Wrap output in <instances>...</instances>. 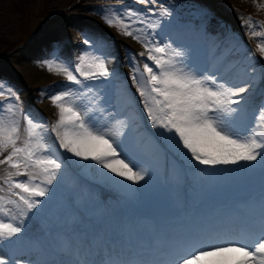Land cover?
<instances>
[{
  "label": "snow or ice",
  "instance_id": "1",
  "mask_svg": "<svg viewBox=\"0 0 264 264\" xmlns=\"http://www.w3.org/2000/svg\"><path fill=\"white\" fill-rule=\"evenodd\" d=\"M134 2L144 8L110 9L102 19L145 50L129 56L135 94H116L115 70L98 48L75 62H43L68 82L40 93L58 109L54 123L25 112L0 81V193H7L0 194V264H264V211L253 212L264 209V196L213 212L190 207L187 196L220 174L264 167V65L238 70L227 56L194 58L190 45L158 31L172 16L164 3ZM243 23L253 29L252 17ZM250 36L261 39L264 59V31ZM167 156L181 161L173 183L185 190L173 211L144 217L110 210L105 188L134 201ZM85 169L101 182L90 183ZM57 193L64 211L53 222L42 210Z\"/></svg>",
  "mask_w": 264,
  "mask_h": 264
},
{
  "label": "rangeland",
  "instance_id": "2",
  "mask_svg": "<svg viewBox=\"0 0 264 264\" xmlns=\"http://www.w3.org/2000/svg\"><path fill=\"white\" fill-rule=\"evenodd\" d=\"M159 2L164 3L172 12V16L164 23L171 20L179 22L181 26L184 24L187 26L185 31L194 36L196 30L201 28L197 27L196 20L215 14L227 24H231L238 38L240 36V39L248 45V53L244 52L241 45H238L234 51L232 46L226 49L232 41L229 44L223 34L215 35L214 40L207 44L203 40L177 38L183 44H190L184 40L195 42L197 46L192 47L194 58L200 56L201 59L212 62L227 56L230 62L237 63L238 70L249 63L259 67L261 61L264 62L257 50L261 39L250 36L253 29L264 31V0H159ZM125 7H132L133 10L144 8L134 0H0V81L12 87L20 97L25 112L30 111L40 122L54 123L58 118V109L52 105L47 94L64 90L59 86L68 82L62 74L49 72L43 62L56 58L60 60L68 58L75 62L82 51L98 48L111 61V66L115 70L116 94L119 95L121 91L135 94L134 86L130 85L132 83L129 78L131 72L129 56L145 50L142 44L122 35L116 27L107 25L102 19L110 9L123 11ZM148 7L153 6L148 5ZM51 14L52 20L47 23V17ZM174 16L176 18L173 20ZM248 17L253 19V29L247 28L243 23ZM211 20L214 24L211 35H214V31L223 33V27L218 28L215 21ZM256 21L260 24L257 25ZM168 26L169 24L166 23L158 31L165 38L170 39ZM33 32L35 33L31 36ZM85 39H89L91 44L85 45L83 43ZM210 53H213L211 60L207 59ZM248 55H255L256 59L249 62ZM138 59L143 60L140 57ZM116 76L119 77V81H116ZM42 90L47 93L43 98L40 96ZM146 131L150 135L153 130ZM52 139L54 140V135ZM61 154L65 155L62 150ZM170 157L181 169V161L173 156ZM88 170L85 169L83 172L89 182L100 183L101 178L95 170L90 169L92 175L88 174ZM5 174V167L0 166V177ZM119 179L121 178L118 177L117 180ZM125 183L131 182L125 181ZM156 191L157 182L154 176L144 185L134 201H124L115 194L111 196L107 192H104V195L107 196L110 210H114L117 215L122 213L139 216L141 209H148L149 203L155 202ZM0 194L7 195V193ZM63 211V199L61 194L57 193L42 213L54 220L55 216H61ZM34 224L35 220L32 214H29L25 218V227H34ZM0 254L4 253L0 252Z\"/></svg>",
  "mask_w": 264,
  "mask_h": 264
},
{
  "label": "bare ground",
  "instance_id": "3",
  "mask_svg": "<svg viewBox=\"0 0 264 264\" xmlns=\"http://www.w3.org/2000/svg\"><path fill=\"white\" fill-rule=\"evenodd\" d=\"M259 98H260V94H259V96H258V99H259ZM88 174H89V175H92V173H91V170H90V169L88 170ZM116 179H118V177H116ZM29 228H32V226H30Z\"/></svg>",
  "mask_w": 264,
  "mask_h": 264
}]
</instances>
